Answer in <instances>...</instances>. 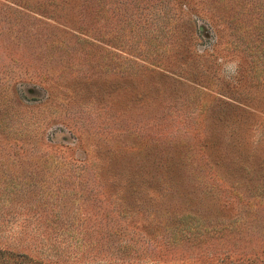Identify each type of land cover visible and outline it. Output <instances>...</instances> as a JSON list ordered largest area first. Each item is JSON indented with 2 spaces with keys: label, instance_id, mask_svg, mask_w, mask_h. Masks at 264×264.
I'll return each mask as SVG.
<instances>
[{
  "label": "rangeland",
  "instance_id": "374dc122",
  "mask_svg": "<svg viewBox=\"0 0 264 264\" xmlns=\"http://www.w3.org/2000/svg\"><path fill=\"white\" fill-rule=\"evenodd\" d=\"M0 264H264V0H0Z\"/></svg>",
  "mask_w": 264,
  "mask_h": 264
}]
</instances>
